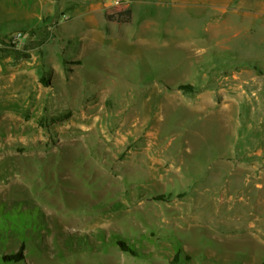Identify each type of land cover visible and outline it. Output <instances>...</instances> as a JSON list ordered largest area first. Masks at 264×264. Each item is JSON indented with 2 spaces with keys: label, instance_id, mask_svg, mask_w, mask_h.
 Instances as JSON below:
<instances>
[{
  "label": "rangeland",
  "instance_id": "obj_1",
  "mask_svg": "<svg viewBox=\"0 0 264 264\" xmlns=\"http://www.w3.org/2000/svg\"><path fill=\"white\" fill-rule=\"evenodd\" d=\"M143 1L0 0V264H264V0Z\"/></svg>",
  "mask_w": 264,
  "mask_h": 264
},
{
  "label": "crops",
  "instance_id": "obj_2",
  "mask_svg": "<svg viewBox=\"0 0 264 264\" xmlns=\"http://www.w3.org/2000/svg\"><path fill=\"white\" fill-rule=\"evenodd\" d=\"M122 1H125V5L128 6V9H131V19H132V22H139L140 20L142 21L143 23V27H146L147 24L151 23L153 24V27L154 29L156 30H159V25L156 23L154 24L152 22V19L151 17L154 16L152 15V10L149 9L148 7H146V4L143 0H122ZM221 2H223V4H232L234 2H237L239 0H220ZM243 4H246V5H250V3L254 0H241ZM258 0H255V3L257 2ZM111 3L114 5V0H111ZM106 5V4H105ZM227 6H223L221 7L219 10H220V13L219 14H213V15H216V16H219V17H216L215 19H217L219 21V24L218 25V28L220 29L221 27L223 28V31H219L220 32V35H224L225 33L227 32H230L232 29H234V27H232L229 23H226V21L224 22V20H227L226 17H229V13L227 12V10L229 9H226ZM90 10H89V16L90 18L92 19V21L95 20V18L97 17V15H99L101 13V11L103 10L104 6L102 5V2L101 0H91V5H90ZM105 9V8H104ZM105 14V12H104ZM103 14V15H104ZM212 14V13H210ZM222 14H224V18L223 17H220L222 16ZM262 14V17H263V22H264V3H263V8H262V12H258L257 15L256 14H253L254 18L255 19H251L249 21V26L247 27L248 29V32L252 33L253 30L255 29V20H256V17H260ZM204 15L206 16V12L204 13ZM147 17H150L149 19H147ZM231 17H233V15H231ZM214 19V20H215ZM229 21V20H228ZM96 29V28H95ZM255 31V30H254ZM223 38L226 37V36H222ZM138 39V38H136ZM135 39L133 38V41H132V37L130 36V42L128 44V50L130 51L131 49H138L139 47L137 46L138 44L135 43L134 41Z\"/></svg>",
  "mask_w": 264,
  "mask_h": 264
},
{
  "label": "trees",
  "instance_id": "obj_3",
  "mask_svg": "<svg viewBox=\"0 0 264 264\" xmlns=\"http://www.w3.org/2000/svg\"><path fill=\"white\" fill-rule=\"evenodd\" d=\"M120 15H121V21H125V22L130 21L131 9H126V10L122 11ZM40 82L43 83L44 85L48 86L50 84L49 76H45L43 74L40 78ZM177 89L184 91V92H187V93H195L198 91L196 86H194L193 84H183V83L179 84L177 86ZM154 199L166 200V199H168V197L164 196V195H159V196H156ZM117 244L119 245V247L123 251L130 252L134 255L137 254L136 251L133 250L125 240L118 239ZM24 252H25V244L23 243L16 253L9 254V255L6 254V255H4V259H5V261H10V262H15V263L24 261V259H25V253ZM179 253H181V251H179Z\"/></svg>",
  "mask_w": 264,
  "mask_h": 264
},
{
  "label": "built area",
  "instance_id": "obj_4",
  "mask_svg": "<svg viewBox=\"0 0 264 264\" xmlns=\"http://www.w3.org/2000/svg\"><path fill=\"white\" fill-rule=\"evenodd\" d=\"M121 0H115V4H120ZM29 38L28 32L18 31L12 34H8L4 37H0V50L13 48L20 46L22 43H25Z\"/></svg>",
  "mask_w": 264,
  "mask_h": 264
}]
</instances>
